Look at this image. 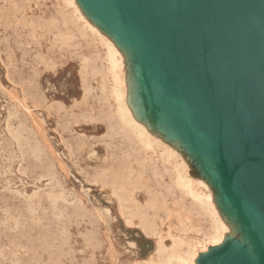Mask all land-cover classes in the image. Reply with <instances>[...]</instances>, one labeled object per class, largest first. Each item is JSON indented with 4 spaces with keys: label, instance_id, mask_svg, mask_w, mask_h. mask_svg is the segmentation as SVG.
<instances>
[{
    "label": "rangeland",
    "instance_id": "374dc122",
    "mask_svg": "<svg viewBox=\"0 0 264 264\" xmlns=\"http://www.w3.org/2000/svg\"><path fill=\"white\" fill-rule=\"evenodd\" d=\"M90 17L118 39L93 12ZM69 18L62 0H0V264H147L157 259V239L143 231L140 217L128 223L126 213L144 207L156 214L145 210L149 199L143 186L157 182L144 170L142 155L132 154L128 141L109 127L111 107L99 101L101 77L88 72L101 66L96 57L102 46L80 33L76 23L75 29ZM87 57L95 63L88 70ZM87 83L94 87L91 94ZM140 84L143 92L147 90L145 81L140 79ZM147 95L145 91L141 106L148 116L154 114V128L170 138L169 143H180V160L189 157L196 178L215 174L213 165L170 124L165 108ZM210 187L221 195L218 184ZM129 195L134 199H125ZM217 200L221 213L239 222L228 213L225 200ZM168 206L178 210L174 200ZM158 215L165 235L180 236L176 212L172 217L164 211ZM193 223L209 225L198 214ZM187 234L197 236L193 231ZM237 246L227 241L219 252L203 255L201 264H253L245 252L233 250Z\"/></svg>",
    "mask_w": 264,
    "mask_h": 264
},
{
    "label": "water",
    "instance_id": "95a60500",
    "mask_svg": "<svg viewBox=\"0 0 264 264\" xmlns=\"http://www.w3.org/2000/svg\"><path fill=\"white\" fill-rule=\"evenodd\" d=\"M94 1L144 46L183 132L217 160L264 244V0Z\"/></svg>",
    "mask_w": 264,
    "mask_h": 264
},
{
    "label": "bare ground",
    "instance_id": "6f19581e",
    "mask_svg": "<svg viewBox=\"0 0 264 264\" xmlns=\"http://www.w3.org/2000/svg\"><path fill=\"white\" fill-rule=\"evenodd\" d=\"M62 3L64 7L71 12L72 19H69H71L70 21L73 22L72 25L76 23L78 25L77 27H80V29L78 30L80 33L84 35H91L102 46L101 52L97 49V51L100 52L98 53L100 57L96 55L97 60L101 58V66L99 64L100 67L98 66L92 68V64L94 62L90 64L87 57L86 59L88 61H85L84 67L87 70L90 67L92 68L91 71H88L91 73V76L101 77L102 81L100 86L99 101L101 99L102 104L103 102L106 104L108 103V105H110L111 107V113L107 115V119L110 125L109 127H111L114 134L120 135L128 141L130 147V150H128L131 151L132 154H135L136 157H140L142 155L144 159V170L151 173L153 180L157 182L154 185L144 184L143 186L144 190H146L147 199H149L145 206V210H152L156 214L150 215L143 210L144 207H136L133 208L130 213H126V220L128 223H133L134 217H140L142 222L141 227L143 231L147 235L153 236L157 239V259H152L151 261H148L147 264H201L200 259L203 255L209 256L213 252H219L220 248L227 241L236 242L238 246L233 250L236 252L239 251L241 253L245 252L252 259L253 264H261L263 260L262 254H264V244L260 240L261 235L259 228L254 225L253 216L248 212L246 208L237 205L231 199L228 180L217 160L214 159L206 149L200 146H196L192 142V139L183 132L178 120V105L176 102L167 99V97L163 94L161 88L157 85L154 74V67L146 54L144 46L136 38L125 34L119 27V25L114 22L110 14L105 13V11L102 10L94 0H62ZM81 3L84 6L86 5V8ZM87 7L88 10L90 9L89 11H92L104 23L106 28L108 27L114 33L119 41H121L120 43H124L127 47H129L128 50L124 48L126 47L125 45L124 47H122L118 44L117 38V40H114L115 38L112 37V33L111 36L108 32L105 31V28H103L100 23L98 25V23L95 22V19H92L94 16L90 17V14L92 12L88 13L89 11L87 10ZM84 9H86L87 12H85L86 10ZM66 18H68V16ZM103 23L101 24L103 25ZM73 27L75 28V25ZM62 35V33H59L58 36L62 37ZM129 54H131V56H129ZM132 56L136 57L135 64H133L131 60V58H133ZM95 62L97 61L95 60ZM136 67H138L139 70L141 68V74L136 70ZM84 74L86 73H83V75ZM138 74H140L141 76L139 77ZM140 79L142 83L144 81L146 83L145 88L147 90L144 89V92L146 91V94L148 93V95L151 96L157 107L165 108L164 110L171 118L170 124H172L180 132L181 137L186 141V143L192 149L202 155L204 160H207V163L213 165L216 171L215 174L207 169L206 170L211 173H209L210 178L213 177L214 179L212 183L218 184L221 195L218 196L217 193L212 191L210 187L212 183L210 182L211 184L209 185V176L207 177L208 179H205L204 177H195L196 174L192 171L189 157L187 159L184 158L180 160V156H182L179 147L180 143H169L171 139L167 138V136L161 134L162 132H159L158 130H156V128H154V120H151V117L154 114L152 116H148L147 112L149 111L145 112V109L140 104L144 98L142 97L144 95V92L142 91V88L140 86ZM99 81L100 80H98V83ZM144 86L145 85H143V87ZM93 89V85L91 86L87 83L86 92H88V94H91L93 92ZM147 96L145 97L148 101ZM145 103L146 102H144V104ZM158 118L161 119V117ZM161 121L162 120H160V122ZM169 127L170 126H168V128ZM20 133L21 132L19 131L18 134ZM34 151L36 150L34 149ZM39 154L40 153H38V155ZM158 154H160V156H158ZM140 165H142L141 160ZM128 178L130 179V177ZM165 179H167L168 181H165L163 183L162 181H164ZM213 186L214 185H212V187ZM55 194L48 195L56 200L59 198H63L62 196H58ZM125 199L134 198L133 196L129 195V197ZM217 199L225 200V204L228 206L227 209L229 210L228 213L231 216H234L235 219H238L239 222L228 219L225 214L221 213L218 205L219 200ZM170 200L175 201L177 206L176 208L178 210H172L169 208L168 202ZM161 211H164L168 217H172L173 212H176V216L178 217L180 223V236H175L171 232H167L168 234L166 235L163 233V230L161 229L160 223L158 221V219L160 218L158 213ZM196 214L204 217V219L208 221L209 225L206 228L194 225L193 218H195ZM174 227L176 228L175 225ZM170 229L172 228H169V230ZM244 229H247V231L244 232ZM174 230L176 231V229ZM187 231H193L197 233V236H189L187 234ZM229 236L233 237L227 238L220 244V242L224 238ZM167 237L170 240V243L168 242L170 245H168L167 243Z\"/></svg>",
    "mask_w": 264,
    "mask_h": 264
}]
</instances>
